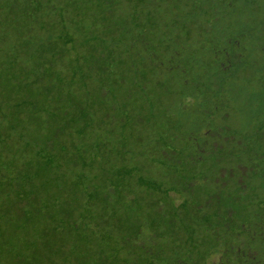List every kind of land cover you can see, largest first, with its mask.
Instances as JSON below:
<instances>
[{
	"label": "rangeland",
	"instance_id": "obj_1",
	"mask_svg": "<svg viewBox=\"0 0 264 264\" xmlns=\"http://www.w3.org/2000/svg\"><path fill=\"white\" fill-rule=\"evenodd\" d=\"M205 220L261 257L264 0H0V264H192Z\"/></svg>",
	"mask_w": 264,
	"mask_h": 264
},
{
	"label": "trees",
	"instance_id": "obj_2",
	"mask_svg": "<svg viewBox=\"0 0 264 264\" xmlns=\"http://www.w3.org/2000/svg\"><path fill=\"white\" fill-rule=\"evenodd\" d=\"M83 150L85 151V149H83ZM85 168H86L85 166H82L81 167V170H83L82 172H87V170ZM100 173H101L100 174V177L103 176V177H106L107 178L110 175V170L109 169H107L106 171L105 170H102V171H100ZM189 184L188 185H185L186 186V188L184 189L185 190V194L186 195H189V194H191V195H193V194L198 195L195 191L189 189V187H191V185H189ZM93 189H92V192H93ZM107 196H108L107 194L102 193V199H101L100 204H103L104 202H105L104 204H109L108 203L109 199L107 198ZM210 196L208 195L204 199H209ZM13 200L14 199H12V201ZM24 200H25V196L23 197V194L22 193H18L17 196H16V199L13 201L14 202L13 204L15 205V213H16V215H17L18 218H21V217H20V215H18V213L16 212V210L20 206L23 205ZM21 203H22V205L19 206V204H21ZM192 205H193V208L194 207L197 208L199 206V204L198 203L195 204V202L192 203ZM58 207H59L58 204L49 203V205L47 207L48 208V214L49 213L56 214L57 218L67 220V219L70 218L69 216L73 215L75 213V211H76V210L68 211L66 209H61V208L59 209ZM164 210H163V213H165V212H167V214L169 213V211H166V210L164 211ZM69 212H70V215H68ZM21 213H22V216H24V217L27 216L25 214V212H21ZM85 213H87V212H85ZM130 213H134L135 216H132ZM147 213L153 218L152 221L150 222L151 223L150 224V229H153L154 231H156L158 229V225H161V224H159V222H161V221L164 222L162 224V226L163 225L166 226V225H170L171 224V220L168 219L167 216L160 215L159 213L152 212V211H148ZM87 215H89V214L87 213ZM127 216L132 218V220H133L132 223L134 224V223H136L138 221H141L142 212H141V210H136V212L134 211V212L127 213ZM54 219H55V217H54ZM27 220H28V218L26 219L24 225H26ZM204 225L205 226H208V222L206 220L204 221ZM24 227H26V226H24ZM129 229H133V227H130ZM135 230H137V228ZM204 234L206 235V237H207V235H209V238H208L207 241L210 240V242L207 243V245H208L207 246V251L206 250L205 251H202L204 244H206V242H204V241H203V244H201V243L199 244L201 246L198 249H196L194 251H192V249H191V252L193 253V255H192V257H193L192 258V264H199V262H201V261L204 262L206 260V258L208 257V254L211 253L216 248V246L220 245L219 238L216 237V235L212 232V230L209 228V226H208V230L206 229V232H204ZM80 236L82 237V235H80ZM65 243H69V242H65ZM197 243H199V242H197ZM10 258H11V260L12 259H15V258H12V257H10ZM67 258H70V260H68ZM71 261H75V257L71 256V257L64 258L63 264H71ZM76 263H79V261H76Z\"/></svg>",
	"mask_w": 264,
	"mask_h": 264
},
{
	"label": "flooded vegetation",
	"instance_id": "obj_3",
	"mask_svg": "<svg viewBox=\"0 0 264 264\" xmlns=\"http://www.w3.org/2000/svg\"><path fill=\"white\" fill-rule=\"evenodd\" d=\"M211 134H205L202 136L203 138L211 137ZM202 150L198 149V153ZM241 171V169H239ZM190 195V194H189ZM245 223V222H244ZM243 225V224H242ZM241 225V226H242ZM243 230H245V227H242ZM242 230H237L234 233L238 235L241 233ZM224 246V245H222ZM242 245L238 246H225L223 253L219 256L218 261L216 264H264V248L261 253V257H255L251 254H248L247 257L244 259L242 258L243 250ZM252 247H255V244L252 245Z\"/></svg>",
	"mask_w": 264,
	"mask_h": 264
}]
</instances>
